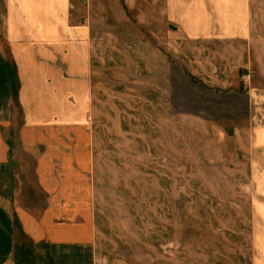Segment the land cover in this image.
Wrapping results in <instances>:
<instances>
[{
  "label": "crops",
  "instance_id": "obj_1",
  "mask_svg": "<svg viewBox=\"0 0 264 264\" xmlns=\"http://www.w3.org/2000/svg\"><path fill=\"white\" fill-rule=\"evenodd\" d=\"M0 1V264H97L101 232L86 176L105 134L121 142L124 121L121 110L105 112L106 56L129 48L155 103L178 119L248 126L251 99L237 78L253 38L250 0H146L161 7L154 42L122 44L115 33L113 46L95 19L79 24V0Z\"/></svg>",
  "mask_w": 264,
  "mask_h": 264
},
{
  "label": "rangeland",
  "instance_id": "obj_2",
  "mask_svg": "<svg viewBox=\"0 0 264 264\" xmlns=\"http://www.w3.org/2000/svg\"><path fill=\"white\" fill-rule=\"evenodd\" d=\"M79 1V24L95 19L111 46L115 33L126 37L122 44L154 42L161 7L149 8L146 0ZM250 7L253 38L237 78L251 99L248 126L178 119L155 103L157 91L148 89L145 66L138 68L129 48L106 56L105 112L117 117L121 110L124 121L121 142L105 134L86 176L101 232L97 264H264V147L256 148L264 126V0H250ZM119 58L123 69H112ZM8 64L16 88L12 56ZM16 159L32 170L30 158Z\"/></svg>",
  "mask_w": 264,
  "mask_h": 264
},
{
  "label": "trees",
  "instance_id": "obj_3",
  "mask_svg": "<svg viewBox=\"0 0 264 264\" xmlns=\"http://www.w3.org/2000/svg\"><path fill=\"white\" fill-rule=\"evenodd\" d=\"M11 75H12V74H11ZM10 82H11V77H10ZM11 87H12V89H13V92L15 93V91H16V88H14L15 85L13 84V85H11Z\"/></svg>",
  "mask_w": 264,
  "mask_h": 264
}]
</instances>
